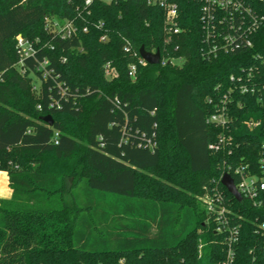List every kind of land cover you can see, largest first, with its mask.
<instances>
[{
    "label": "trees",
    "instance_id": "trees-1",
    "mask_svg": "<svg viewBox=\"0 0 264 264\" xmlns=\"http://www.w3.org/2000/svg\"><path fill=\"white\" fill-rule=\"evenodd\" d=\"M172 1L178 34L148 0H0V170L12 189L0 198V264H214L228 243L200 200L205 186L223 190L240 224L235 264H264L259 210L220 181L256 138L240 122L264 115L263 90L233 93L239 156L209 148L221 129L208 122L236 88L232 74L257 65L253 79L264 84V63L254 59L264 53V22L252 47L207 58L202 1ZM55 17L76 33L53 32L47 19ZM19 34L40 40L21 69ZM142 46L182 62L140 65ZM106 62L119 70L111 81ZM31 73L41 79L39 98ZM251 141L256 151L260 139Z\"/></svg>",
    "mask_w": 264,
    "mask_h": 264
},
{
    "label": "built area",
    "instance_id": "built-area-1",
    "mask_svg": "<svg viewBox=\"0 0 264 264\" xmlns=\"http://www.w3.org/2000/svg\"><path fill=\"white\" fill-rule=\"evenodd\" d=\"M92 1L85 0L86 4H90ZM102 1L111 2L112 0ZM200 1H202L201 20L204 25V42L206 44L205 57L210 58L253 46V36L264 22V0ZM148 3H157L164 9L165 30L167 33H180L178 24L180 10L177 2L172 0H148ZM47 21L50 29L62 38L71 37L76 33L73 23L68 20L55 17L47 19ZM15 39L19 53L17 66L21 69L25 58L35 56L37 44L40 40L29 39L22 34L17 35ZM100 39L105 41L107 36L102 35ZM125 50L128 51L129 47H126ZM254 59L264 63V53H256ZM178 62L181 63L182 58H163L161 55L160 63L163 65L166 63L180 64ZM138 63L145 65L147 61L139 55ZM49 64V59L45 58L38 65V69L43 71L45 78L53 73V69L49 68ZM257 69V65L250 67V70L245 72L244 77L235 74L230 76V80L236 85V88H230L223 93L219 99L220 101L215 104L216 111L208 118L209 123L221 129L216 140L209 145L212 151L227 152L229 155L232 154L234 158L239 156L238 148L243 134L239 133L240 127L235 123V116L232 113L233 93L235 90L240 94H254L257 90H263L264 92V84L258 86L253 79ZM136 71L137 65L135 63L130 64V76L134 78ZM65 91L66 89L63 88V93ZM212 101L213 99L209 98V102ZM239 105L243 106L244 104ZM240 125L248 129L249 133L255 132L256 138H252L251 135L247 137V140H250L247 144L248 150L241 152L239 161L234 160L228 164L220 181L223 185L222 178L224 174H230L242 196V200L246 199L252 207L259 210L256 230L264 242V115L242 119ZM56 136H58V133H56ZM254 139H260V145H258L256 151H254L255 146L251 143V140ZM55 141L58 143L57 139ZM254 156H256V160L251 159ZM223 187L225 186L223 185ZM204 189L200 200L208 214L214 219L216 231L225 233L226 242L228 243L225 258L214 264H235L236 251L234 246L240 239V224L233 221L234 211L231 207V201L218 186L212 188L205 186ZM227 191L235 197L228 189Z\"/></svg>",
    "mask_w": 264,
    "mask_h": 264
},
{
    "label": "water",
    "instance_id": "water-1",
    "mask_svg": "<svg viewBox=\"0 0 264 264\" xmlns=\"http://www.w3.org/2000/svg\"><path fill=\"white\" fill-rule=\"evenodd\" d=\"M140 55L144 58L147 63L152 65H157L161 60V52L157 50L156 52H151L145 49L144 46L140 48ZM41 119L48 123L50 126L54 125V118L52 115H45ZM223 185L236 197L237 200H242V196L237 190L232 176L228 173H225L222 178Z\"/></svg>",
    "mask_w": 264,
    "mask_h": 264
},
{
    "label": "rangeland",
    "instance_id": "rangeland-1",
    "mask_svg": "<svg viewBox=\"0 0 264 264\" xmlns=\"http://www.w3.org/2000/svg\"><path fill=\"white\" fill-rule=\"evenodd\" d=\"M103 74L107 81H111L115 79L116 77H118L119 70L115 65L112 64V62H106L103 65ZM40 88H41V79L37 77L34 73H31V91H32V94L37 98H39L40 96Z\"/></svg>",
    "mask_w": 264,
    "mask_h": 264
},
{
    "label": "crops",
    "instance_id": "crops-1",
    "mask_svg": "<svg viewBox=\"0 0 264 264\" xmlns=\"http://www.w3.org/2000/svg\"><path fill=\"white\" fill-rule=\"evenodd\" d=\"M12 196V189L9 184L7 171L0 170V198L9 199Z\"/></svg>",
    "mask_w": 264,
    "mask_h": 264
}]
</instances>
